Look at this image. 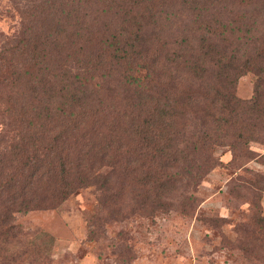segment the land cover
Instances as JSON below:
<instances>
[{"label":"trees","instance_id":"obj_1","mask_svg":"<svg viewBox=\"0 0 264 264\" xmlns=\"http://www.w3.org/2000/svg\"><path fill=\"white\" fill-rule=\"evenodd\" d=\"M13 2L19 29L0 45V239L19 233L16 215L90 187L103 210L121 211L129 188L134 211L173 194L184 209L221 166L235 174L227 194L263 229L264 174L237 171L264 166L250 148L264 146V0Z\"/></svg>","mask_w":264,"mask_h":264},{"label":"rangeland","instance_id":"obj_2","mask_svg":"<svg viewBox=\"0 0 264 264\" xmlns=\"http://www.w3.org/2000/svg\"><path fill=\"white\" fill-rule=\"evenodd\" d=\"M13 1L0 0V45L19 29ZM254 80L252 74L239 78V99L252 97ZM250 148L264 153L259 144ZM215 155L224 165L231 159L226 148H217ZM244 168L237 171L244 179L264 174V166L253 161ZM233 175L231 169L214 168L184 209L177 204L182 198L173 194L170 206L134 211L128 204L134 189L129 188L121 211L103 210L93 187L79 190L57 209L16 215L19 233L0 239V264H264V227L260 233L252 223L255 210L249 203L227 194L226 182ZM259 206L264 214V193ZM238 236L249 253L237 248Z\"/></svg>","mask_w":264,"mask_h":264}]
</instances>
